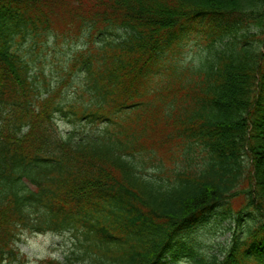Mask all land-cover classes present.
Here are the masks:
<instances>
[{
    "label": "trees",
    "instance_id": "obj_1",
    "mask_svg": "<svg viewBox=\"0 0 264 264\" xmlns=\"http://www.w3.org/2000/svg\"><path fill=\"white\" fill-rule=\"evenodd\" d=\"M193 21L207 50L177 61ZM216 208L246 232L205 251ZM66 230L38 264H264V0H0V260Z\"/></svg>",
    "mask_w": 264,
    "mask_h": 264
},
{
    "label": "rangeland",
    "instance_id": "obj_2",
    "mask_svg": "<svg viewBox=\"0 0 264 264\" xmlns=\"http://www.w3.org/2000/svg\"><path fill=\"white\" fill-rule=\"evenodd\" d=\"M202 22L203 21H193L187 23L185 29L177 33L178 38L170 47L172 55L176 57L175 59L177 61L185 62V59H196L207 50V45L210 40L206 35L208 31L205 30ZM57 56L58 54L56 57ZM60 64L61 62L57 63L56 58H53L52 54L48 53L46 56H43L40 64L34 63V66L36 71L38 69L43 71L44 78L40 80L53 83L62 78L59 67ZM153 75H156V73H153ZM58 123L61 127L67 126L64 120H59ZM162 160L166 167L172 166L173 159L171 160L167 157H163ZM147 170L151 172L155 169L149 166ZM241 201H243V199L240 196L236 199H230L228 202H231L233 209L236 210L243 203H241ZM219 210L208 215L198 231L199 243H197V245H200L205 251L215 248L218 243L229 242L233 234L232 231L236 233L239 238L245 235L246 222H243L241 228L238 229L233 221L228 218L223 219ZM247 211L257 215V212L251 206L247 207L243 212ZM253 219L257 220L258 217ZM229 225L232 227L231 230L226 229ZM71 236V231L54 235L50 233H24L21 235V241L18 243L20 251L26 256V259L21 264H36L39 258L47 255L63 256L74 248L73 238Z\"/></svg>",
    "mask_w": 264,
    "mask_h": 264
}]
</instances>
